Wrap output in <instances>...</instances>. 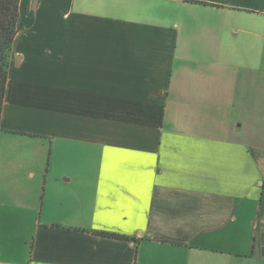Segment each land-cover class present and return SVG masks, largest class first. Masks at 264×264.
Listing matches in <instances>:
<instances>
[{
    "label": "crops",
    "instance_id": "1",
    "mask_svg": "<svg viewBox=\"0 0 264 264\" xmlns=\"http://www.w3.org/2000/svg\"><path fill=\"white\" fill-rule=\"evenodd\" d=\"M20 10L0 264H264V0Z\"/></svg>",
    "mask_w": 264,
    "mask_h": 264
},
{
    "label": "trees",
    "instance_id": "2",
    "mask_svg": "<svg viewBox=\"0 0 264 264\" xmlns=\"http://www.w3.org/2000/svg\"><path fill=\"white\" fill-rule=\"evenodd\" d=\"M22 0H0V123L8 84L13 44L18 32Z\"/></svg>",
    "mask_w": 264,
    "mask_h": 264
}]
</instances>
